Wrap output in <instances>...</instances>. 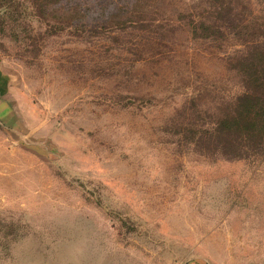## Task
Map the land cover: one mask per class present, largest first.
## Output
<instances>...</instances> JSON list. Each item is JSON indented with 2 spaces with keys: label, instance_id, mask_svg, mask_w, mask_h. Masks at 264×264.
<instances>
[{
  "label": "rangeland",
  "instance_id": "rangeland-1",
  "mask_svg": "<svg viewBox=\"0 0 264 264\" xmlns=\"http://www.w3.org/2000/svg\"><path fill=\"white\" fill-rule=\"evenodd\" d=\"M0 264H264V0H0Z\"/></svg>",
  "mask_w": 264,
  "mask_h": 264
},
{
  "label": "crops",
  "instance_id": "crops-1",
  "mask_svg": "<svg viewBox=\"0 0 264 264\" xmlns=\"http://www.w3.org/2000/svg\"><path fill=\"white\" fill-rule=\"evenodd\" d=\"M8 73L5 72L0 65V120H2L3 125L9 127V118L12 119L13 111L7 100L8 87H9Z\"/></svg>",
  "mask_w": 264,
  "mask_h": 264
}]
</instances>
